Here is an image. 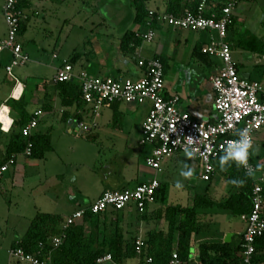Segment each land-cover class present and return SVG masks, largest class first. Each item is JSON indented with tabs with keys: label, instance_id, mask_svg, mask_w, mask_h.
Returning <instances> with one entry per match:
<instances>
[{
	"label": "crops",
	"instance_id": "1",
	"mask_svg": "<svg viewBox=\"0 0 264 264\" xmlns=\"http://www.w3.org/2000/svg\"><path fill=\"white\" fill-rule=\"evenodd\" d=\"M23 1L26 4V7L21 10L24 17V32H27L28 26L33 19L34 27H37L40 21L42 29L48 33V36H58V40H51L48 44V47L52 50L49 58L46 57L47 49L45 48L41 56L39 53L33 57V65L29 67V72L25 75L24 81L18 75L16 76L17 82L7 76L3 77L2 73L0 76V110L3 107L8 109L11 113L10 117L14 119L11 109L7 106V102L11 99L19 101L24 97L27 111L31 116L34 117L37 112H41V115L38 117V127L33 131L34 135L44 134L40 131V127L44 122L45 129L47 127L58 128V125L65 121L68 124V133L85 132L80 126L81 124L84 125V120L90 117L91 110L88 107L91 109L93 107L83 100L80 105L77 103H73L71 106L63 105L61 92L53 82L57 69L63 66L64 61L72 64L74 73L78 77L88 75L102 78L114 77L123 81H138L147 74L146 69L140 65L143 60L162 58L166 61L167 65L165 72L166 97L168 99L175 96L179 97L178 107L182 111L188 112L195 120L205 123H215L219 120V116L215 110L216 92L211 78L219 72L222 65L219 67L207 55L202 53V49L210 43L212 37H216L215 34L203 32L204 35L210 36V40L202 44V46L198 45L194 47L189 42V34L191 32L175 29L159 21L157 26L153 27L156 32L155 39L151 42L142 41L141 45L135 48L131 44L130 48H134L132 50L123 47L126 36L128 34H137V32L146 34L149 29L146 25L142 26L136 22V6L132 0ZM201 1L147 0L145 5L149 11L155 13L169 12L172 7L178 11L179 16H182L194 12ZM244 1L240 3L235 11V26L229 33V35H232L234 43H237L243 36L242 32L237 28V22H247L249 18L251 19V11L246 9V6L241 5ZM4 4L1 6L0 14V42L6 36V31L4 32V23L6 22L3 20L5 19L3 14ZM257 4L255 3V5ZM253 19L250 20V23L253 26L257 25V19ZM250 33L254 38L264 43V33H259V29L255 27V30L252 32L250 30ZM235 48L237 47L232 48L233 55ZM187 50L191 54V61L189 62L185 58ZM6 53L8 52L2 54L3 65L6 61L4 57ZM26 53L29 58L34 54L33 51H26ZM238 55L239 59L234 60L237 63L240 77L264 84V53L259 56L258 53L241 49ZM77 66H80L78 70H76ZM30 78L35 79V82L31 83ZM76 82L80 85L79 81ZM149 111V104L137 105L123 102L106 104L98 113H95L94 110L95 119L93 120V128L96 129V139L99 138L100 140L103 138L110 141H122L125 143L127 149L130 150V153L133 154L135 138L138 136L137 140H139L140 144L139 137L141 136L142 126L148 118ZM71 120H73V124L70 126L69 122ZM93 128H89L88 131L91 132ZM19 133V129L14 130V132H5L1 129L0 125V135L2 138V140L0 139V166L7 162V152L12 137ZM89 136L91 137L92 135ZM142 148V150L132 156L131 160L126 161L122 170L119 171L120 178L109 181L113 183V186L122 184V189L120 190H124L157 179L158 172L151 169L147 165V162L143 164L146 167L140 163L142 159L146 161L150 153L149 147ZM20 156H23L25 160H19ZM28 158L25 155H18L15 164L8 172L12 171L11 173L15 177L16 171L27 165ZM36 161L38 160L36 159ZM136 161H139L138 164L140 166L136 164ZM110 164L107 163V168L114 169L112 162ZM135 165L139 167L138 171L129 173L126 170L128 166L133 168ZM259 168L263 169L264 167L259 166ZM90 171L93 173V168ZM2 180L1 177L0 182ZM78 181V178H74V182L78 184ZM209 183L210 187L214 189L215 193L213 194L216 197L208 193L209 189L205 193L209 194L213 199L220 198L218 200L215 199L217 201L227 198L233 191V187L223 180L220 175H214L212 181ZM161 184L163 188L164 183L161 182ZM61 186L64 188L63 185ZM107 191L116 190L106 188L93 199H88L89 195L77 188L74 192L72 190V196L66 200L65 191L63 190L60 193L61 197L57 198L56 201L51 197L50 199L56 205L53 212H59L64 215H58V213H52V215L62 217L60 228L63 229L68 217L90 206ZM157 196L155 204L148 206L145 212L146 219L142 218V215L133 206L124 212L110 211L99 215L100 240L110 238L112 230L118 225L123 230L127 243L139 238L148 242L150 232H162L167 235L169 233V226L165 216L167 207L171 205L163 200L162 194ZM196 196L193 197L189 207H183L181 204L172 206L191 208L194 205ZM234 215L232 211L222 209H201L199 211L200 219L197 225V232L193 235L191 243V257L192 255L194 256L193 259L190 258L192 263L199 264V257H197L198 246L200 248L205 244L231 243L237 245L243 241L242 237L247 226L246 228L239 229V227L233 224L230 219ZM239 217L244 221L242 216ZM23 219L27 220L25 226L27 229L23 232H18L17 228L19 224L14 226L16 228L15 244L26 234L32 222V220L26 219V217ZM244 222L246 223V221ZM229 235H232L231 239L228 238ZM194 250H196L195 253ZM13 264L24 263L15 261ZM102 264L116 263L112 260L111 262ZM122 264H142V257L137 254L132 258L124 259Z\"/></svg>",
	"mask_w": 264,
	"mask_h": 264
},
{
	"label": "built area",
	"instance_id": "2",
	"mask_svg": "<svg viewBox=\"0 0 264 264\" xmlns=\"http://www.w3.org/2000/svg\"><path fill=\"white\" fill-rule=\"evenodd\" d=\"M243 0H202L195 13L182 16L163 13L160 21L169 26L193 32H209L216 34L209 45L202 49L205 55L220 58L222 67L211 78L216 92L215 110L219 120L215 123H205L195 120L188 112L179 107V97L168 99L165 95V67L158 59L143 60L140 65L147 74L138 81H123L114 77H92L83 75L78 77L74 73L71 63L64 61L63 66L57 69L53 78L54 84L79 81L82 89L83 100L91 105L98 113L104 105L123 102L126 104L150 105L147 120L141 131L140 145L149 147L150 153L146 159L147 165L156 172L162 171V163L177 153L185 152L188 147L193 152V159L200 163L201 177L205 182H211L216 175L213 161L224 154L227 142L238 139V130H249L254 146L257 133L264 130V84L243 79L239 75L237 63L233 57V49L227 41L229 28L234 23L235 11ZM20 0H6L3 14L8 28V36L0 42V76L2 70L6 76L18 81L14 75L16 67L25 66L29 57L25 54L23 46L19 43L23 14L19 10ZM147 18L148 32H137L136 36L142 41L151 42L156 37L155 30L151 27L153 15ZM9 51L12 63L2 64V54ZM6 111V112H4ZM4 112V118L2 114ZM6 108L0 110V125L5 132H10L14 119L10 117ZM37 112L34 118L22 128L23 138L28 142L25 156L31 157L33 153V131L38 127ZM88 131L83 124L80 126ZM188 138L192 141L189 143ZM251 153V150H250ZM16 162L12 156L8 162L0 166V178L7 173ZM250 176L255 177L253 189V208L250 214L243 215L247 229L243 234V261L242 264L256 263V240L264 235V168L260 169L253 162L252 154L249 161ZM245 173L246 169L243 168ZM161 182L153 179L148 183L140 184L134 188L107 191L90 206L81 209L67 218L63 232L49 240L55 248L61 246L66 237L65 230L75 222L84 218L87 213L102 215L107 212H124L130 207L144 214L148 206L155 204ZM137 254L142 255L145 241L139 238L136 242ZM10 256L24 264H54L51 256L42 260L34 255L27 254L23 249L17 248L10 252ZM111 255L98 260V264L111 262ZM148 262H152L149 258ZM170 264H180L178 254H173Z\"/></svg>",
	"mask_w": 264,
	"mask_h": 264
},
{
	"label": "rangeland",
	"instance_id": "3",
	"mask_svg": "<svg viewBox=\"0 0 264 264\" xmlns=\"http://www.w3.org/2000/svg\"><path fill=\"white\" fill-rule=\"evenodd\" d=\"M5 1L0 0V14L1 6ZM255 3H258V6ZM241 5L246 6V9L251 11V19H257L258 22L254 26L250 23V18L247 22L243 20V22H237V28L243 34L242 39L247 40L253 37L250 30L251 32L254 31L255 27L259 29V33H264V0H245ZM33 23L32 19L27 32L20 33L18 38L25 54H27L26 51L34 52L25 66L16 67L14 70L15 77L18 75L23 81L25 75L29 72V67L33 65V57L39 53L41 56L45 48L47 49L46 57L49 58L52 50L48 47V44L51 40H58L57 35L54 37L48 36V33L42 29L40 21L37 27H34ZM4 24L6 36L3 40L8 36V28L6 23ZM183 31L191 32L189 34V42L194 47L198 45L202 46V44L210 40V36L204 35L203 32ZM258 41L261 42L260 40ZM239 51H241L240 48H235L233 56L236 60L239 59ZM6 52L8 53L4 54L6 59L4 65H9L12 63V56H10L11 53L9 51ZM263 53L258 54L261 56ZM207 56L219 67L222 65L220 58L211 55ZM185 58L187 62L191 61L189 50L186 51ZM79 68L80 66H77L76 70ZM1 73L3 77H6L4 70ZM29 80L31 83L35 82L33 78ZM88 108L91 110L90 117L84 120V125L87 129L93 128V120L95 119L93 108ZM67 128L68 124L65 121L61 122L58 128L47 127L45 129V122L42 123L40 131L50 136L53 151L47 153L45 158L37 159L38 161L29 157L27 165L18 169L15 177L11 173L12 171L2 177L3 180L0 182V264H13L17 261L10 256V252L14 250L16 242V228L14 226L19 224L17 228L18 232H23L27 229L25 228L27 220L23 219L24 217L33 221L39 213H58V215H64L59 212H53L56 205L50 199L51 197L56 201L57 198L61 197L60 193L63 190L65 191V199L68 200L72 196V190L74 192L77 188L83 191V193L86 192L89 195L88 199H93L106 188L113 190L122 189V184L113 186V183L109 181L120 178L119 171L122 170L126 161L131 160L133 155L143 149L139 144V140H137L138 136L134 142V153L131 154L122 141H110L103 138L100 140L99 138L96 139V129L94 128L91 132L85 131L84 133H68ZM89 135L92 136L90 137ZM0 139L2 140L1 135ZM253 148L254 150H251L253 160L257 166L264 167V130L256 134ZM19 160H25V158L20 156ZM111 162L114 169L107 168V163L110 164ZM138 162L136 161V164L140 166ZM140 163L144 166L143 164L146 161L142 159ZM137 165L133 166V168L128 166L126 170L129 173H134V171H138L139 169ZM185 165L195 170L193 179H185L180 175L182 169L187 170L184 168ZM92 168L93 173L90 171ZM74 178H78V184L74 182ZM157 179L164 183L163 191L166 193V201L171 206L181 204L183 207H189L196 194L205 193L208 189V193L215 196L213 194L215 191L210 187V183L203 181L201 177L199 161L188 157L185 152L177 153L173 157L165 159L162 163V171L158 172ZM178 183L182 186L177 187ZM215 199L218 200L220 198ZM230 221L239 227V229L246 228L247 226L236 215Z\"/></svg>",
	"mask_w": 264,
	"mask_h": 264
},
{
	"label": "trees",
	"instance_id": "4",
	"mask_svg": "<svg viewBox=\"0 0 264 264\" xmlns=\"http://www.w3.org/2000/svg\"><path fill=\"white\" fill-rule=\"evenodd\" d=\"M136 6V22L142 26L147 25V18L151 16V11L146 8L147 0H132ZM202 2V1H201ZM200 2V3H201ZM198 4L195 13L200 5ZM19 10L26 7L25 1L20 0ZM168 14L179 16L178 11L170 8ZM163 13H155L151 27H156ZM229 28V33L235 26ZM25 30L24 24H21L20 33ZM227 41L231 47L241 48L253 53H263L264 43L256 38L250 37L247 40L240 38L234 43L232 35H228ZM142 40L136 34H128L123 42V47L134 50L141 45ZM134 48H130V45ZM159 59V58H158ZM167 70L166 61L162 58ZM60 90L63 105L71 106L73 103L81 104L83 100L82 89L76 81L57 84ZM84 101V100H83ZM14 116V125L11 132L19 129L20 133L12 137L8 148V160L12 156L24 155L27 148V140L23 138L21 130L34 117L27 111V104L24 97L19 101L11 99L7 102ZM33 143V153L31 158L43 159L45 155L53 151L51 138L48 134L34 135L31 139ZM222 156V155H221ZM7 160V162H8ZM255 163V161L253 160ZM216 168V174L228 182L232 187V193L223 200H215L209 194H199L196 196L194 205L191 208L181 206H168L166 209V220L168 222L169 233L150 232L149 241L145 242L143 248L142 264H170L173 254H178L180 264H192L191 261V243L192 237L197 232L199 222V211L201 209H222L232 211L238 216L248 215L253 208V189L255 177L246 175L243 167L237 168L229 161L227 171H221L219 157L213 161ZM256 164V163H255ZM231 165V167H229ZM259 168V166H257ZM244 180L242 187H236L231 180ZM163 194V200L166 201V193L161 187L157 195ZM158 197V196H157ZM146 219V213L141 214ZM99 215L87 213L83 219L75 222L65 230L66 237L64 242L58 248L50 244L49 240L59 236L63 230L60 228L62 217L48 213H39L32 221L26 234L14 245V249H23L27 254L34 255L42 260L51 256L54 264H98V260L111 255L116 264H122L124 259L132 258L137 255V240L125 241L124 232L120 225L112 230V235L108 239L100 240V222ZM104 233V231H103ZM243 239V237H242ZM243 241L240 244H205L200 247L199 264H242L243 261ZM257 255L256 263H264V235L256 240ZM151 258L152 262H148Z\"/></svg>",
	"mask_w": 264,
	"mask_h": 264
},
{
	"label": "clouds",
	"instance_id": "5",
	"mask_svg": "<svg viewBox=\"0 0 264 264\" xmlns=\"http://www.w3.org/2000/svg\"><path fill=\"white\" fill-rule=\"evenodd\" d=\"M238 139L227 142V147L224 149V154L219 157V165L221 171H227L228 168L225 165H228L229 161H232L237 168L243 167L246 169V175H251L250 165L248 163L250 157V150H254L253 148V140L249 130L243 129L238 130L236 132ZM189 143H191L192 139L188 138ZM184 151L188 157L193 156V152L189 150L188 147L184 148ZM231 167V165H229ZM187 170H181L180 175L185 179H193L194 178V169L188 167V165L184 166ZM236 187H242L244 185V180L233 179L230 181ZM179 183L177 187H181Z\"/></svg>",
	"mask_w": 264,
	"mask_h": 264
},
{
	"label": "water",
	"instance_id": "6",
	"mask_svg": "<svg viewBox=\"0 0 264 264\" xmlns=\"http://www.w3.org/2000/svg\"><path fill=\"white\" fill-rule=\"evenodd\" d=\"M69 124H70V126L73 124V120H71L70 122H69ZM229 239H231L232 238V235H229V237H228ZM196 252V250H194V253ZM197 253H198V256L197 257H200V248H199V246L197 247ZM193 255H192V259H193ZM192 264H196V263H192Z\"/></svg>",
	"mask_w": 264,
	"mask_h": 264
},
{
	"label": "bare ground",
	"instance_id": "7",
	"mask_svg": "<svg viewBox=\"0 0 264 264\" xmlns=\"http://www.w3.org/2000/svg\"><path fill=\"white\" fill-rule=\"evenodd\" d=\"M4 112H6V111H4ZM4 112H3V114H2V118H4Z\"/></svg>",
	"mask_w": 264,
	"mask_h": 264
}]
</instances>
